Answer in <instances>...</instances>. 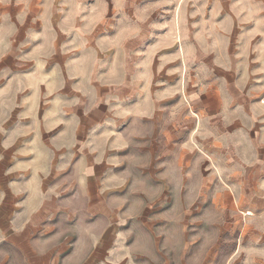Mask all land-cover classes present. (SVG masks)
I'll return each mask as SVG.
<instances>
[{"label":"crops","instance_id":"crops-1","mask_svg":"<svg viewBox=\"0 0 264 264\" xmlns=\"http://www.w3.org/2000/svg\"><path fill=\"white\" fill-rule=\"evenodd\" d=\"M254 4L0 0V264L103 258L91 226L82 245L83 209L97 219L116 166L140 157L156 174L177 143L186 158L199 152L219 188L264 190V7Z\"/></svg>","mask_w":264,"mask_h":264},{"label":"rangeland","instance_id":"rangeland-1","mask_svg":"<svg viewBox=\"0 0 264 264\" xmlns=\"http://www.w3.org/2000/svg\"><path fill=\"white\" fill-rule=\"evenodd\" d=\"M253 1L256 2L255 6L264 7V0ZM184 144L177 143L171 158L167 156L169 150L162 149L161 168L158 163L156 174L153 173L152 161L151 164L150 162L147 164L140 157H135V162L116 166L115 173L110 175L112 181L102 184L104 190L99 197L107 200L110 210L121 214L123 223H106L103 208H100L97 219L92 217V220L82 211V221L77 224L78 228L81 227L82 245L86 240L85 230H89L90 226L96 229L98 242L106 246L107 251L113 249V256L108 257L107 253L103 258L99 257L100 259L108 257L105 264L118 255L115 252L117 245L110 238L113 228L121 229L122 233L124 230L130 232V226L135 221H146L157 226L191 221L193 226L215 229L208 233L210 242L198 264H208L213 256L216 257L218 264H240L243 254L239 252L235 238L247 239L250 228L246 220L264 214V190L253 188L247 184L248 182L245 184L248 185L247 188L242 190L230 191L219 188L217 176L200 172L202 157L199 152L190 153L189 158L185 157V150L182 148ZM142 147L134 143L131 150L139 151L136 153L137 156L141 153L144 155L148 145L144 144ZM139 159L141 161L138 164ZM186 164L190 167L186 168ZM249 181H253V177ZM125 213L127 216L123 215ZM125 244L134 246L135 242L131 235L125 236ZM132 256L137 262L147 259L139 252H133ZM121 264H128L127 259L121 261Z\"/></svg>","mask_w":264,"mask_h":264},{"label":"clouds","instance_id":"clouds-1","mask_svg":"<svg viewBox=\"0 0 264 264\" xmlns=\"http://www.w3.org/2000/svg\"><path fill=\"white\" fill-rule=\"evenodd\" d=\"M135 199V197H131ZM103 205V218L106 223H123L121 214L118 211L110 210L105 201ZM95 207V206H94ZM100 211V208L96 209ZM87 214L92 209H83ZM127 216V213L123 214ZM71 221V217H68ZM250 230L247 233V239L243 237L235 238L239 247V252L243 255L240 258V264H264V214L257 217H250L246 220ZM128 232L119 228H113L110 238L116 243L115 252L118 253L114 260H108V264H121V261L127 259L128 264H198L199 260L205 255V250L209 245L210 231L200 225H191V221L177 225L157 226L146 221H135L130 226ZM231 228V225H229ZM131 235L134 246H126L125 236ZM2 239V238H0ZM96 238L90 241V246L94 247ZM139 252L147 259L139 262L134 261L132 253ZM113 256V249H108V257ZM100 259L99 255L93 258L92 264H105V260ZM9 264H21L19 257H13ZM33 264H46V261H36ZM208 264H218L216 257L213 256Z\"/></svg>","mask_w":264,"mask_h":264}]
</instances>
